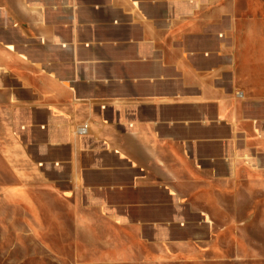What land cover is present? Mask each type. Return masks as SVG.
I'll return each mask as SVG.
<instances>
[{
	"label": "crops",
	"instance_id": "obj_1",
	"mask_svg": "<svg viewBox=\"0 0 264 264\" xmlns=\"http://www.w3.org/2000/svg\"><path fill=\"white\" fill-rule=\"evenodd\" d=\"M240 1L0 0V109L26 112L29 139L10 137L2 151L11 164L46 165L49 188L70 201L45 207L58 221L80 228L91 213L90 227L138 229L147 244L148 230L163 229L148 220L157 207L82 203L88 191L110 181L109 193L146 195L200 180L202 158L225 166L248 129L264 132V0H245L249 12ZM54 46L56 59L31 55ZM178 185L176 196L191 195Z\"/></svg>",
	"mask_w": 264,
	"mask_h": 264
},
{
	"label": "rangeland",
	"instance_id": "obj_2",
	"mask_svg": "<svg viewBox=\"0 0 264 264\" xmlns=\"http://www.w3.org/2000/svg\"><path fill=\"white\" fill-rule=\"evenodd\" d=\"M240 2L239 9L249 12L246 1ZM257 7L262 11L264 4ZM139 8L134 3L132 14L140 13ZM217 8L216 3L210 5L211 11ZM56 33L62 34L58 29ZM78 39H89V35L83 32ZM35 40L42 44L44 39L36 36ZM53 42L60 44V38ZM55 47L31 55L41 62L53 60L58 57ZM245 109L248 115L254 113L249 104ZM260 110L264 111V105ZM6 112L0 109V264H264V141H256L264 132L253 135L248 129L238 146L224 151L229 162L225 166L213 163L214 158H202L197 166L203 171L200 180L159 182L161 191L146 195L134 190L109 193L103 186L113 184L110 181L100 182L98 191H88L82 203L99 201L106 206L115 199L132 207H157L160 212H148V220L163 229L148 230L149 242L143 244L138 229L110 228L107 223L90 227L91 213H84L83 227L75 228L70 220L58 221L60 213L45 209L70 201L64 192L49 188L42 161L11 164L4 157L2 150L10 137L29 141L26 112L17 110L12 116ZM97 141L111 140L104 135ZM107 165L101 162L100 168ZM162 171L167 172V166ZM170 184L189 189L191 195L176 196ZM92 193L98 200L91 198Z\"/></svg>",
	"mask_w": 264,
	"mask_h": 264
},
{
	"label": "built area",
	"instance_id": "obj_3",
	"mask_svg": "<svg viewBox=\"0 0 264 264\" xmlns=\"http://www.w3.org/2000/svg\"><path fill=\"white\" fill-rule=\"evenodd\" d=\"M88 128H89V126H88V125H86V124L82 126V130H84V131H87V130H88Z\"/></svg>",
	"mask_w": 264,
	"mask_h": 264
}]
</instances>
